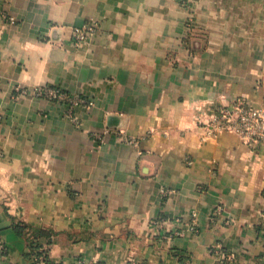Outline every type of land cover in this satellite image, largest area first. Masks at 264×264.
Masks as SVG:
<instances>
[{
	"label": "crops",
	"instance_id": "crops-1",
	"mask_svg": "<svg viewBox=\"0 0 264 264\" xmlns=\"http://www.w3.org/2000/svg\"><path fill=\"white\" fill-rule=\"evenodd\" d=\"M236 99L264 106V0H0V264H33L16 224L34 264H264V140L209 129Z\"/></svg>",
	"mask_w": 264,
	"mask_h": 264
},
{
	"label": "built area",
	"instance_id": "built-area-1",
	"mask_svg": "<svg viewBox=\"0 0 264 264\" xmlns=\"http://www.w3.org/2000/svg\"><path fill=\"white\" fill-rule=\"evenodd\" d=\"M193 2L195 0H187V3ZM10 23L12 25L15 24V20L11 18ZM186 27V38H188L196 29V24L192 18L188 20ZM97 29V24H86L81 27H75L72 35L75 45L80 46L87 43L91 36L97 32ZM16 92L21 96L32 95L47 100L67 102L72 106L80 104L86 107L92 106V102L83 98L70 96L57 87L39 86L28 89L17 86ZM209 129L214 133L224 131L233 132L246 142H259L264 140V106L255 107L247 99H236L231 104L217 110ZM98 137L100 138L101 136L98 135ZM125 142L130 144L136 143L132 138H125ZM216 212H222V208H217ZM190 230L196 231L195 226H191ZM233 258V254L228 256L229 260Z\"/></svg>",
	"mask_w": 264,
	"mask_h": 264
},
{
	"label": "trees",
	"instance_id": "trees-1",
	"mask_svg": "<svg viewBox=\"0 0 264 264\" xmlns=\"http://www.w3.org/2000/svg\"><path fill=\"white\" fill-rule=\"evenodd\" d=\"M189 36L185 41L188 43ZM15 229L20 235H28V253L27 257L32 263H38L41 261H48L49 245L51 244V235L46 231L31 232L26 225L16 224ZM47 240V244L43 243V239Z\"/></svg>",
	"mask_w": 264,
	"mask_h": 264
}]
</instances>
